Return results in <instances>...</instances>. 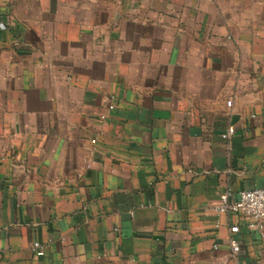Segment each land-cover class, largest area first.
<instances>
[{"label":"crops","instance_id":"obj_1","mask_svg":"<svg viewBox=\"0 0 264 264\" xmlns=\"http://www.w3.org/2000/svg\"><path fill=\"white\" fill-rule=\"evenodd\" d=\"M262 187L264 0H0V264H264Z\"/></svg>","mask_w":264,"mask_h":264},{"label":"built area","instance_id":"obj_2","mask_svg":"<svg viewBox=\"0 0 264 264\" xmlns=\"http://www.w3.org/2000/svg\"><path fill=\"white\" fill-rule=\"evenodd\" d=\"M232 102L228 101L227 106L231 107ZM235 129L230 127L223 139L228 142V147L231 148L230 139L234 136ZM214 210L218 214H238L242 215L249 220V228L251 230L264 232V187L245 190L239 193L237 199H232V194L227 191L224 192L219 201L214 205ZM232 235L238 234L240 228L233 226L230 229ZM230 246L234 255L238 254L241 250L240 243L236 238L230 239ZM33 250L37 255H42V247L39 242L34 243Z\"/></svg>","mask_w":264,"mask_h":264}]
</instances>
